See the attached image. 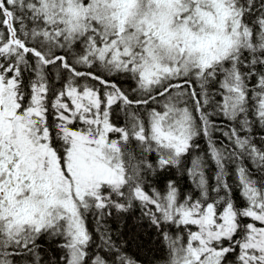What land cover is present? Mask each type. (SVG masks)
Instances as JSON below:
<instances>
[{
  "label": "snow or ice",
  "instance_id": "obj_1",
  "mask_svg": "<svg viewBox=\"0 0 264 264\" xmlns=\"http://www.w3.org/2000/svg\"><path fill=\"white\" fill-rule=\"evenodd\" d=\"M0 264H264V0H0Z\"/></svg>",
  "mask_w": 264,
  "mask_h": 264
}]
</instances>
